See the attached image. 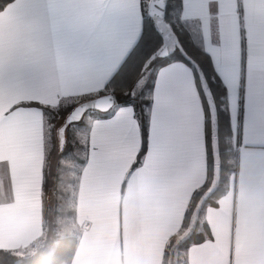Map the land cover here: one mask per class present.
Masks as SVG:
<instances>
[{
	"label": "crops",
	"instance_id": "obj_1",
	"mask_svg": "<svg viewBox=\"0 0 264 264\" xmlns=\"http://www.w3.org/2000/svg\"><path fill=\"white\" fill-rule=\"evenodd\" d=\"M203 45L218 58L228 84V112L239 99L243 113L249 89L264 82V0H207L198 11ZM188 86V142L170 172L158 183H138L132 163L111 161L85 177L76 189L78 243L70 264H162L169 237L177 232L193 191L206 179L205 118L193 69L172 61ZM215 67V66H214ZM225 84V83H224ZM94 83L73 82L39 99L56 106L80 96ZM37 94L20 82L0 89V249L26 258L44 247L43 182L46 122L40 109L23 105ZM233 131L238 170L205 220L211 237L189 247L187 264H264V141Z\"/></svg>",
	"mask_w": 264,
	"mask_h": 264
},
{
	"label": "snow or ice",
	"instance_id": "obj_2",
	"mask_svg": "<svg viewBox=\"0 0 264 264\" xmlns=\"http://www.w3.org/2000/svg\"><path fill=\"white\" fill-rule=\"evenodd\" d=\"M205 3L0 0V89L5 82L25 84L37 94L29 105L43 115L47 105L39 94L77 81L94 83L79 93L93 103L70 110L59 125L65 145L72 126L82 137L85 177L134 156L133 179L158 183L187 147L188 86L170 62L175 50L169 54L154 40H168L169 16L179 22L199 20L197 11ZM214 66L223 79L218 58ZM231 115L241 150L249 136L264 141V82L255 96L249 89L243 113L237 99Z\"/></svg>",
	"mask_w": 264,
	"mask_h": 264
},
{
	"label": "trees",
	"instance_id": "obj_3",
	"mask_svg": "<svg viewBox=\"0 0 264 264\" xmlns=\"http://www.w3.org/2000/svg\"><path fill=\"white\" fill-rule=\"evenodd\" d=\"M173 22L177 40L176 55L172 61H181L189 65L194 72L195 83L200 95L205 118V144L207 158V174L205 181L197 187L189 199L181 226L172 234L164 248L162 264H187L186 255L189 247L209 239L211 229L205 220V210L208 206H216L219 199L228 191L230 180L238 170V156L233 146V130L228 112L227 90L225 84L215 71L214 64L203 45V36L198 20ZM157 48H162L164 42L159 38L154 40ZM206 88L214 104L215 126L213 110L211 108ZM90 99L84 95L63 98L56 106L44 109L46 122L45 161L43 182V217L44 235L50 224L48 214L52 208L47 198L50 183L59 156L82 147L81 139H69L70 128L67 132V145L63 151L59 147V125L64 115L78 103ZM29 105V103H23ZM214 135L216 149L214 148ZM84 149V148H83ZM85 151V150H84ZM78 239L76 236L57 237L51 250L35 256L20 258L8 249H0V264H70L74 257Z\"/></svg>",
	"mask_w": 264,
	"mask_h": 264
},
{
	"label": "rangeland",
	"instance_id": "obj_4",
	"mask_svg": "<svg viewBox=\"0 0 264 264\" xmlns=\"http://www.w3.org/2000/svg\"><path fill=\"white\" fill-rule=\"evenodd\" d=\"M208 99L212 108V116L215 126L214 104L206 88ZM81 139L76 135L75 126L70 127L69 139ZM214 148L216 149V137L214 135ZM85 149L80 146L72 151L62 153L56 161L54 176L50 183V192L47 198L50 200L51 209L48 219L53 222L44 237L42 253L52 249L57 237L78 236L79 228L76 224V189L80 170L83 166ZM230 185V184H229Z\"/></svg>",
	"mask_w": 264,
	"mask_h": 264
},
{
	"label": "water",
	"instance_id": "obj_5",
	"mask_svg": "<svg viewBox=\"0 0 264 264\" xmlns=\"http://www.w3.org/2000/svg\"><path fill=\"white\" fill-rule=\"evenodd\" d=\"M165 34L168 35V40L166 42H164V45L162 48L164 49V51L171 54L173 52V50H176V48H177L176 35H175V37H173L171 29H165ZM91 103H93V100L90 98V99H87V100H84V101L78 103L74 108L82 109L85 106V104H91ZM58 135H59V147L62 150L64 145H65L64 138H63V135L60 133V131H58Z\"/></svg>",
	"mask_w": 264,
	"mask_h": 264
}]
</instances>
